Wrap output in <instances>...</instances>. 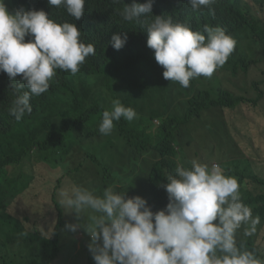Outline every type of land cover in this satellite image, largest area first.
<instances>
[{"label": "trees", "instance_id": "obj_1", "mask_svg": "<svg viewBox=\"0 0 264 264\" xmlns=\"http://www.w3.org/2000/svg\"><path fill=\"white\" fill-rule=\"evenodd\" d=\"M134 2L147 0H124L128 5ZM5 4L14 12L22 5L42 2L5 0ZM123 6L112 0H87L81 39L93 43L96 54L86 59L75 76L57 70L51 90L37 99L30 116L13 120L0 101V264H66L69 259L95 264L89 236L80 239L82 256H71L77 250V238L64 227L55 192L52 201L58 217L50 235L35 227L25 229L7 212L11 200L31 183V175L23 169L33 163L59 168L63 178L90 189L143 185L142 193L157 211L169 202L161 185L175 175L178 164L190 167L193 159L209 166L217 161L226 175L237 179L243 202L254 217H260L256 233L239 234L237 240H244L247 249L264 259V178L240 171L244 153L228 131L237 122L227 118L228 110L242 104L264 108V0H217L214 15L207 9L191 11L187 0H152V7L162 8L174 22L199 31L205 24L220 26L236 41L233 53L211 78L194 79L187 88L163 77L153 50L143 44L142 26L122 21L119 9ZM51 14L58 22L68 20L79 28L78 20L68 14L55 9ZM115 33L127 34L119 50L109 45ZM116 98L139 117L129 124L124 119L114 122L121 140L108 159L103 156L104 136L97 126ZM202 139L211 144L205 142L210 144L205 147Z\"/></svg>", "mask_w": 264, "mask_h": 264}, {"label": "clouds", "instance_id": "obj_2", "mask_svg": "<svg viewBox=\"0 0 264 264\" xmlns=\"http://www.w3.org/2000/svg\"><path fill=\"white\" fill-rule=\"evenodd\" d=\"M40 1L41 5H22L10 12L5 0H0V101L17 121L30 116L37 99L51 90L57 70L75 76L86 59L96 54L95 45L81 39L87 0ZM112 3H123L119 9L123 22L142 26L143 44L153 50L163 77L184 88L194 79L211 78L235 49L236 41L222 27L205 24L202 31L193 30L187 23L174 22L162 8L152 7V0ZM216 3L187 0L191 11L207 9L213 15ZM53 9L78 20L79 28L68 20L58 22ZM126 42V33H115L109 45L119 50ZM138 117L132 107L113 99L102 113L98 133L108 136L118 126L114 122L124 119L129 124ZM190 163V167L178 164L175 175L161 185L169 202L157 211L149 206L143 185L62 188L58 204L64 227L76 238H91L88 248L95 264H264L256 250L237 240L239 234L253 236L260 224V217H254L243 202L237 179L226 175L219 163L209 166L196 159ZM29 168L23 170L32 181ZM24 190L8 204L9 214V205ZM19 221L25 229L34 230L25 220Z\"/></svg>", "mask_w": 264, "mask_h": 264}, {"label": "rangeland", "instance_id": "obj_3", "mask_svg": "<svg viewBox=\"0 0 264 264\" xmlns=\"http://www.w3.org/2000/svg\"><path fill=\"white\" fill-rule=\"evenodd\" d=\"M245 47L248 50L250 43L246 42ZM255 68L252 67L253 70ZM234 91L243 93L239 90ZM260 114L263 119L260 118ZM227 118H233L237 122L233 130L228 128V131H230L231 135L233 134V138L244 153L243 157L240 158V171L243 174L255 173L264 178V108L242 104L233 111L228 110ZM120 140L117 130L108 136H104L102 138L103 156L110 159L112 150L120 146ZM202 141L205 147L211 144L209 139H202ZM214 163L218 164L217 161ZM29 171L33 174V180L12 201L8 211L19 219L25 220L26 226L35 227L45 235H50L57 218V210L54 207L52 195L55 192L58 197V192L62 188L70 187L72 183L69 179L62 177L63 174L59 168L49 167L42 162L33 163ZM59 178L62 179L58 183ZM250 186L253 187L252 184ZM81 238V235L77 237V250L71 256L80 254L78 249L80 248ZM71 262L72 260L69 259L66 264H76Z\"/></svg>", "mask_w": 264, "mask_h": 264}, {"label": "flooded vegetation", "instance_id": "obj_4", "mask_svg": "<svg viewBox=\"0 0 264 264\" xmlns=\"http://www.w3.org/2000/svg\"><path fill=\"white\" fill-rule=\"evenodd\" d=\"M97 132H98V130H97Z\"/></svg>", "mask_w": 264, "mask_h": 264}]
</instances>
